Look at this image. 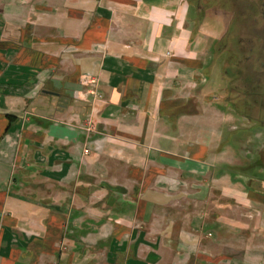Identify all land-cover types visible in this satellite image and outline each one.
Returning a JSON list of instances; mask_svg holds the SVG:
<instances>
[{"label":"crops","instance_id":"1","mask_svg":"<svg viewBox=\"0 0 264 264\" xmlns=\"http://www.w3.org/2000/svg\"><path fill=\"white\" fill-rule=\"evenodd\" d=\"M190 7L0 0V264H264V111Z\"/></svg>","mask_w":264,"mask_h":264},{"label":"rangeland","instance_id":"2","mask_svg":"<svg viewBox=\"0 0 264 264\" xmlns=\"http://www.w3.org/2000/svg\"><path fill=\"white\" fill-rule=\"evenodd\" d=\"M187 1L191 4L188 16L194 33L200 34L210 52L216 51L219 57L222 53L228 54L227 58H224V67L231 71L230 96L232 94L239 103V108L243 110L245 104L248 105L249 98L255 101L252 115L260 116L264 111V102H262L264 101V39L261 38L264 19L260 17V11L255 15L256 21L248 22L244 17L247 11L244 0H238V9L234 12L232 9L235 7L231 2L229 6L222 8V3L227 0ZM225 9L228 11L227 14L223 12ZM224 36L226 39L221 41ZM224 43L228 45L225 46ZM237 43L243 46V49L238 51L239 55L234 56L232 55L234 50L231 51L229 48L236 46Z\"/></svg>","mask_w":264,"mask_h":264},{"label":"flooded vegetation","instance_id":"3","mask_svg":"<svg viewBox=\"0 0 264 264\" xmlns=\"http://www.w3.org/2000/svg\"><path fill=\"white\" fill-rule=\"evenodd\" d=\"M244 1H245L244 3H246V5H247L246 6L247 7V11L245 12L246 14H245L244 17L247 19L248 22L250 20L256 21L255 15L259 11H260V17H262L264 19V0H244ZM230 2L233 4V7H235V9L233 8L232 11L233 12L237 11L238 2H239L238 0H235L234 3H233V0H231V1L227 0V1H225V3L224 2L222 3V8H224V6L225 7L229 6L231 4ZM226 3H228V4H226ZM223 12L224 13L226 12V14L228 13V11L226 9L223 10ZM261 32H262L261 33L262 34L261 38L264 39V31H261ZM224 38H225V36L221 39V41H224L226 39V38L225 39ZM236 42H238V41H236ZM224 45L227 46L228 44L224 43ZM229 49L234 50L236 52H238V51L240 52L243 49V46H241L240 44L237 43L236 46H232V48H229Z\"/></svg>","mask_w":264,"mask_h":264}]
</instances>
